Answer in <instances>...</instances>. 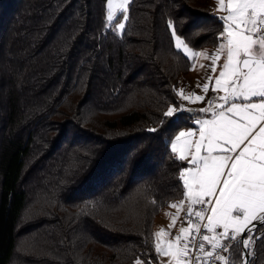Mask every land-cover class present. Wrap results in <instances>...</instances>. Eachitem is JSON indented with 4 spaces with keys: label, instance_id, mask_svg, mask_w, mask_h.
Segmentation results:
<instances>
[{
    "label": "trees",
    "instance_id": "obj_1",
    "mask_svg": "<svg viewBox=\"0 0 264 264\" xmlns=\"http://www.w3.org/2000/svg\"><path fill=\"white\" fill-rule=\"evenodd\" d=\"M210 3L131 0L118 34L106 0H0V264L158 263L155 221L186 167L168 140L190 118L160 126L192 66L168 21L216 48Z\"/></svg>",
    "mask_w": 264,
    "mask_h": 264
},
{
    "label": "snow or ice",
    "instance_id": "obj_2",
    "mask_svg": "<svg viewBox=\"0 0 264 264\" xmlns=\"http://www.w3.org/2000/svg\"><path fill=\"white\" fill-rule=\"evenodd\" d=\"M130 3L106 0L105 27L123 31ZM215 3L224 15L217 17L222 30L211 56L194 51L168 21L175 48L190 61L210 59L211 74L203 84L197 81L202 95L177 93L182 101L205 106L169 105L160 120L163 128L184 113L191 117L186 130L168 140L170 154L187 166L178 173L183 198L169 205L176 215L169 229L153 234L157 259L167 257L160 264H254V245L264 240V233L254 234L257 224L264 226V0ZM194 68L193 63L189 70ZM181 211L178 233L167 239ZM135 264L154 262L137 257Z\"/></svg>",
    "mask_w": 264,
    "mask_h": 264
},
{
    "label": "rangeland",
    "instance_id": "obj_3",
    "mask_svg": "<svg viewBox=\"0 0 264 264\" xmlns=\"http://www.w3.org/2000/svg\"><path fill=\"white\" fill-rule=\"evenodd\" d=\"M210 6H211L212 13L214 15H216V16L224 15V13L218 12L216 10L217 5L215 3V0H211ZM117 16L120 17L119 22H122L123 21L122 14L117 13ZM114 31H116L118 34L122 32L118 29L114 30ZM215 50H216V48H205V49L199 50V52H203V53H206L208 56H211L215 52ZM222 62L223 61L221 60L219 63H222ZM191 63L195 64V68L193 70H191L184 78L181 79L180 84L177 88V93L179 92L180 89H183L185 94L195 91L197 94L202 95L203 93L201 92V90L196 87L197 81H199L201 84H203L206 77L211 74V68L209 67L211 64V61H210V59H206L204 56H199V57H196L194 60H192ZM201 65H203V67H201ZM218 71H219V69H218ZM218 71H217V74H218ZM209 95H211V92L209 93ZM177 96H178V94H177ZM178 99H179V104H183V106L185 108H188V109H198L199 107L205 106V103H202V102L189 103L187 100L182 101L179 96H178ZM187 115H189V114H187ZM188 121H189V125H190L191 124V117L188 119ZM186 128H187V126L181 128L180 130H186ZM183 163H185V165L187 166L186 161H184ZM182 198L183 197L181 195V197L173 203L178 202ZM169 205L157 217V219L155 221V225H154V233L157 232L160 228H164L166 230L169 229V224L171 222V218H172V216L176 215V212H177L176 208H172ZM185 207H186V205H185ZM184 217H185V212L181 211L179 214V219H177L175 226L170 229V236H168L167 239H171L172 237H174L178 233L179 227L181 226V223L183 222ZM184 226H187V224H184ZM160 260L166 261L167 257H160L158 259L157 264H160Z\"/></svg>",
    "mask_w": 264,
    "mask_h": 264
},
{
    "label": "water",
    "instance_id": "obj_4",
    "mask_svg": "<svg viewBox=\"0 0 264 264\" xmlns=\"http://www.w3.org/2000/svg\"><path fill=\"white\" fill-rule=\"evenodd\" d=\"M187 114H188V113H187ZM259 226H260L259 224L256 225V228L254 229V233H255V230H256Z\"/></svg>",
    "mask_w": 264,
    "mask_h": 264
}]
</instances>
